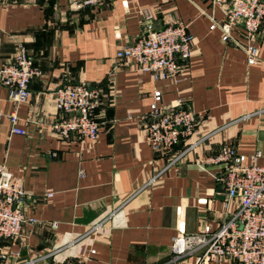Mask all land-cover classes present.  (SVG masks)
Instances as JSON below:
<instances>
[{"label": "crops", "instance_id": "crops-1", "mask_svg": "<svg viewBox=\"0 0 264 264\" xmlns=\"http://www.w3.org/2000/svg\"><path fill=\"white\" fill-rule=\"evenodd\" d=\"M69 2L16 0L0 6V67L23 43L42 72L24 103L16 104L0 83V164L23 183L28 220L21 238L4 244L19 257L0 264L52 252L64 262L90 248L97 251L91 264L193 262L194 257L177 258L183 237L206 225L218 229L239 208L219 180L223 167L210 160L231 145L249 164L259 152L255 164L264 166V28L258 62L250 65L242 48L211 30L224 18L212 0H101L78 11ZM146 13L154 29L178 17L194 38L192 57L176 81L155 82L135 65H118L117 53L145 33ZM232 37L245 42L243 28H234ZM75 84L104 92L96 140L62 139L52 132L60 117L55 92ZM157 90L165 106L183 102L199 114L198 136L211 135L174 164L184 145L157 154L147 141ZM15 109L24 136L12 133L8 115Z\"/></svg>", "mask_w": 264, "mask_h": 264}, {"label": "built area", "instance_id": "built-area-1", "mask_svg": "<svg viewBox=\"0 0 264 264\" xmlns=\"http://www.w3.org/2000/svg\"><path fill=\"white\" fill-rule=\"evenodd\" d=\"M16 0H0V6H7ZM101 0H70L69 7L74 10L99 3ZM224 15L221 22H214L211 30H220L225 43H233L242 48L248 63L254 65L260 55V36L264 28V0H212ZM145 16V33L135 42L117 53L119 66L135 65L143 73L151 74L155 82L176 81L183 64L192 57L194 38L188 26L178 17L168 19L160 29L151 25L152 16ZM241 26L245 42L234 41L233 29ZM25 44L18 45L13 57L0 67V83L5 86L11 99L16 103L27 102L31 97L30 84L41 76ZM104 92L87 84L67 85L55 92V105L60 114L52 124V132L62 138L72 137L96 140L100 123L97 110L100 108ZM3 115L0 114V118ZM8 118L12 133L26 135L18 127L19 117L15 109ZM249 118V116L244 119ZM199 114L187 108L183 102L167 107L163 104L160 90L154 92L153 102L147 116V141L157 154H171L184 145L172 158L174 164L192 151L201 147L211 135L198 136ZM261 154L251 157L237 153L235 147L224 145L216 157L210 161L223 167L219 180L224 184L229 200L238 202V210L218 229L204 226L195 235L183 237V250L177 258L194 257L188 264H211L225 260L241 264H264V166L255 164ZM84 176V171H81ZM52 195L49 194L48 197ZM27 194L22 181L16 178L4 163L0 164V262L6 263L11 257H19L4 244L21 238L24 225L28 222L24 205ZM35 223V220H29ZM100 223L90 233L100 230ZM53 229L58 228L52 223ZM57 252L39 259L20 264H37L48 260V264H91L97 251L94 248L83 250L77 259L60 261Z\"/></svg>", "mask_w": 264, "mask_h": 264}]
</instances>
